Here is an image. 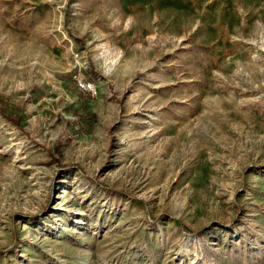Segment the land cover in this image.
Here are the masks:
<instances>
[{
  "label": "rangeland",
  "instance_id": "obj_1",
  "mask_svg": "<svg viewBox=\"0 0 264 264\" xmlns=\"http://www.w3.org/2000/svg\"><path fill=\"white\" fill-rule=\"evenodd\" d=\"M0 95V264H264V0H0Z\"/></svg>",
  "mask_w": 264,
  "mask_h": 264
},
{
  "label": "trees",
  "instance_id": "obj_2",
  "mask_svg": "<svg viewBox=\"0 0 264 264\" xmlns=\"http://www.w3.org/2000/svg\"><path fill=\"white\" fill-rule=\"evenodd\" d=\"M75 72L76 71H73L70 74H65L64 78L74 79L75 81H77ZM84 93H85V97L82 98V106H81L84 109L83 114H80L75 119L70 120L71 122L70 124L73 126V128H75V132L82 134L88 133L89 127L91 126L92 123V114L86 110V106H85V103H87L88 100H91L92 93L90 90H87ZM18 110H21L20 105L8 106L7 103L4 101V97L0 95V113L8 123L16 127L19 126V119H20V115L17 114ZM64 143H67V140L61 144L58 143L56 145L57 152L59 151L60 147L64 145ZM177 222L180 223L178 219ZM180 226L184 231L189 232L185 225L180 223Z\"/></svg>",
  "mask_w": 264,
  "mask_h": 264
},
{
  "label": "built area",
  "instance_id": "obj_3",
  "mask_svg": "<svg viewBox=\"0 0 264 264\" xmlns=\"http://www.w3.org/2000/svg\"><path fill=\"white\" fill-rule=\"evenodd\" d=\"M83 85V84H82ZM84 86V85H83Z\"/></svg>",
  "mask_w": 264,
  "mask_h": 264
}]
</instances>
